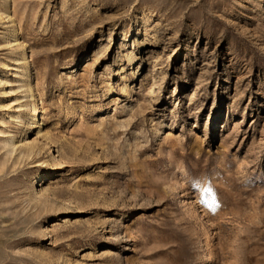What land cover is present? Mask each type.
I'll return each mask as SVG.
<instances>
[{"label":"rangeland","instance_id":"rangeland-1","mask_svg":"<svg viewBox=\"0 0 264 264\" xmlns=\"http://www.w3.org/2000/svg\"><path fill=\"white\" fill-rule=\"evenodd\" d=\"M0 264H264V0H0Z\"/></svg>","mask_w":264,"mask_h":264},{"label":"bare ground","instance_id":"bare-ground-1","mask_svg":"<svg viewBox=\"0 0 264 264\" xmlns=\"http://www.w3.org/2000/svg\"><path fill=\"white\" fill-rule=\"evenodd\" d=\"M28 95H30L31 99H33L32 98L33 95L31 94V92H29ZM15 113H16V115H14L12 117L14 122H16L17 120H19L21 118V114L19 113V111H16ZM36 116H37V110L35 111V113L33 115H31L28 118L27 123L32 125V126H35L36 125ZM25 137H21V140L18 142V145L17 144L15 145L13 143L14 137L8 135L3 140V143H4L5 148H6V153H10L11 155H15V157L26 156V157L30 158L34 153L33 148L35 149V147L30 142H28L27 138H25Z\"/></svg>","mask_w":264,"mask_h":264}]
</instances>
